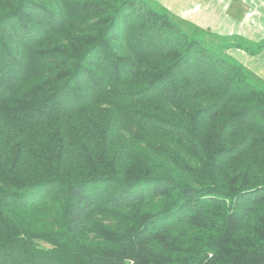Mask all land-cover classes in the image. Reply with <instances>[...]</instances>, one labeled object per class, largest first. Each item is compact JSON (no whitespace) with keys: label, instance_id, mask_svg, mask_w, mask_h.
Returning a JSON list of instances; mask_svg holds the SVG:
<instances>
[{"label":"trees","instance_id":"trees-1","mask_svg":"<svg viewBox=\"0 0 264 264\" xmlns=\"http://www.w3.org/2000/svg\"><path fill=\"white\" fill-rule=\"evenodd\" d=\"M264 49L156 0H0V264H264Z\"/></svg>","mask_w":264,"mask_h":264},{"label":"crops","instance_id":"crops-1","mask_svg":"<svg viewBox=\"0 0 264 264\" xmlns=\"http://www.w3.org/2000/svg\"><path fill=\"white\" fill-rule=\"evenodd\" d=\"M176 15L212 32L264 38V0H156ZM230 55L264 80V49L250 54L231 48Z\"/></svg>","mask_w":264,"mask_h":264},{"label":"rangeland","instance_id":"rangeland-1","mask_svg":"<svg viewBox=\"0 0 264 264\" xmlns=\"http://www.w3.org/2000/svg\"><path fill=\"white\" fill-rule=\"evenodd\" d=\"M162 5V4H161ZM168 9V8H167ZM169 10V9H168ZM170 11V10H169ZM171 13H173L172 11H170ZM173 14H175V13H173ZM176 15V14H175ZM176 16H178V15H176ZM178 17H180V16H178ZM182 18V17H181ZM231 49V48H230ZM235 49H238V48H235ZM241 50V49H240ZM228 53H229V51H228ZM230 54V53H229ZM232 56V55H231ZM236 59V58H235Z\"/></svg>","mask_w":264,"mask_h":264}]
</instances>
